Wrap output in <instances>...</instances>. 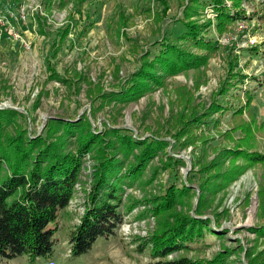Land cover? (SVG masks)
I'll use <instances>...</instances> for the list:
<instances>
[{
	"label": "rangeland",
	"instance_id": "1",
	"mask_svg": "<svg viewBox=\"0 0 264 264\" xmlns=\"http://www.w3.org/2000/svg\"><path fill=\"white\" fill-rule=\"evenodd\" d=\"M209 1L0 0V108L25 114L14 118L7 131L14 134L26 128L33 136L45 134L48 120L61 118L76 123L89 120L92 130L109 139L108 129L118 127L134 137L169 142L149 162L142 178L133 187H125L124 205L130 208L113 235L99 237L87 253L71 255L70 233L93 187L97 162L93 150L84 156L74 197L60 215L53 253L35 261L25 255L2 259L0 264H147L157 260L144 246L147 239H142L159 227L158 217L145 201L163 195L173 183L189 189L178 211L193 215L198 209V217L211 219L219 233L205 232L202 239L168 259H212L226 250L230 252L224 264H249L264 250V237L251 229L264 222V161H246L224 152L246 137L232 127L247 122L252 132L248 150L264 153V0H242L243 17L236 16L232 0H224L235 20L222 33ZM188 7H195L188 20L204 24L203 37L221 49L207 65L166 74L163 84H153L141 98L121 100V85L149 65L164 40L202 54L190 42L177 39L186 29L182 21ZM68 24L71 30L63 38ZM232 58L236 65L230 71ZM156 70L163 73L158 63ZM217 101L222 109L209 111L205 118L209 123L175 136L192 113H201V118ZM213 119H218L215 125ZM59 130L58 141L75 151L77 138L65 136L62 126ZM129 157L132 160L134 155ZM169 157L178 160L175 167L168 165ZM238 165L242 172L232 181L224 179Z\"/></svg>",
	"mask_w": 264,
	"mask_h": 264
},
{
	"label": "trees",
	"instance_id": "2",
	"mask_svg": "<svg viewBox=\"0 0 264 264\" xmlns=\"http://www.w3.org/2000/svg\"><path fill=\"white\" fill-rule=\"evenodd\" d=\"M195 1L204 4L200 0ZM241 1L232 0L231 6L237 8L236 16L239 17L245 15L239 9ZM209 2L216 9L217 29L222 33L235 18L224 0ZM188 8L182 21L186 29L177 39L190 42L203 50L202 54L193 53L181 45L164 40L160 53L152 57L149 65L136 70L133 76L121 85V100L129 102L141 98L149 92L153 84H163L162 77L166 74H177L207 65L209 58L221 49L215 41H207L205 36L203 37L201 33L204 24L188 20L195 7ZM210 24L211 21H208L207 25ZM70 30L71 25L68 24L62 34L63 38ZM42 32L45 34V31ZM229 60L232 71L236 60ZM157 63L162 74L156 70ZM50 70L52 74L55 73L53 68ZM230 74L232 78L234 74ZM58 78L64 80L62 77ZM112 94L113 92H109L110 96ZM104 95L107 96L108 92ZM251 100L252 97L249 96L248 102ZM219 107L221 110V103L214 102L210 107L212 109L203 113L201 118V113L194 111L188 119V124L179 128L175 136H185L188 129L209 123L205 120L209 111L216 108L219 110ZM240 111L242 113L241 109ZM17 116L25 117V114L14 108H0V261L23 255L30 261H35L53 253L60 215L74 197L84 156L93 150L97 161L93 171V187L88 194L83 215L70 233L71 255L80 256L87 253L99 237L113 235L130 208V205H124L125 187H133L135 182L142 178L149 162L169 144L159 137H134L128 129L118 127L108 129L111 136L109 139L105 133L92 130L89 120L76 123L61 118H50L45 134L33 136L26 128L12 134L6 128ZM217 121L218 119H213L212 125ZM61 126L65 136L77 138L75 140L78 147L75 151L66 150L58 141L57 135ZM232 129L242 130L246 137L237 141L235 147L224 149V152L234 157H242L246 161L263 162L264 153L247 148L252 136L248 123L243 122ZM137 149L140 151L135 153ZM132 154L134 158L130 160L129 156ZM168 160V165L173 167L178 161L171 157ZM239 168L238 165L229 173H225L224 179L232 181L242 172ZM184 185L179 187L173 183L165 189L163 195L145 201L151 205V211L158 217L159 223L153 233L142 238L147 239L144 246L150 248L153 258H158L147 264H224L230 251L219 252L212 259H193L187 256L167 258L177 250L189 248L195 239H202L205 232L219 233L211 225V219L203 220L198 217L201 214L198 209L193 215L178 211V206L183 204L189 192L188 186ZM251 229L257 236L264 237V222ZM249 264H264V250L250 259Z\"/></svg>",
	"mask_w": 264,
	"mask_h": 264
},
{
	"label": "built area",
	"instance_id": "3",
	"mask_svg": "<svg viewBox=\"0 0 264 264\" xmlns=\"http://www.w3.org/2000/svg\"><path fill=\"white\" fill-rule=\"evenodd\" d=\"M22 16L25 18V14H23ZM240 26L242 27L243 25H240Z\"/></svg>",
	"mask_w": 264,
	"mask_h": 264
}]
</instances>
